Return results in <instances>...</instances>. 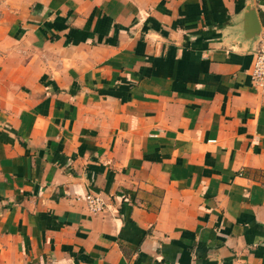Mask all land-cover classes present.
I'll list each match as a JSON object with an SVG mask.
<instances>
[{
	"label": "crops",
	"instance_id": "1",
	"mask_svg": "<svg viewBox=\"0 0 264 264\" xmlns=\"http://www.w3.org/2000/svg\"><path fill=\"white\" fill-rule=\"evenodd\" d=\"M251 13L0 0V264H264Z\"/></svg>",
	"mask_w": 264,
	"mask_h": 264
},
{
	"label": "built area",
	"instance_id": "2",
	"mask_svg": "<svg viewBox=\"0 0 264 264\" xmlns=\"http://www.w3.org/2000/svg\"><path fill=\"white\" fill-rule=\"evenodd\" d=\"M251 80L256 85H261L264 82V34L260 36L256 48L252 52V65L250 72ZM88 208L93 213H98L103 210L104 203L102 199L92 193L88 192L84 196Z\"/></svg>",
	"mask_w": 264,
	"mask_h": 264
},
{
	"label": "water",
	"instance_id": "3",
	"mask_svg": "<svg viewBox=\"0 0 264 264\" xmlns=\"http://www.w3.org/2000/svg\"><path fill=\"white\" fill-rule=\"evenodd\" d=\"M250 16H251V19H252V21H251V26H252L251 33L253 35L256 34V36H257L256 38H257V42H258L259 38H260V26L258 24V20H257L256 16L254 14H252V13H251Z\"/></svg>",
	"mask_w": 264,
	"mask_h": 264
}]
</instances>
